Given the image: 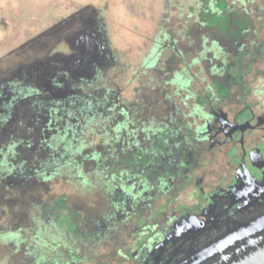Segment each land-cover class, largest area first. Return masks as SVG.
<instances>
[{"label":"flooded vegetation","instance_id":"af4514ba","mask_svg":"<svg viewBox=\"0 0 264 264\" xmlns=\"http://www.w3.org/2000/svg\"><path fill=\"white\" fill-rule=\"evenodd\" d=\"M211 1H192L190 25L155 38L128 83L97 12L43 29L0 15L10 259L78 264L82 241L130 227L131 246L113 256L176 264L264 215V19L256 0H217V13ZM59 181L91 195L92 218L52 194ZM38 194L47 202L35 209Z\"/></svg>","mask_w":264,"mask_h":264},{"label":"rangeland","instance_id":"374dc122","mask_svg":"<svg viewBox=\"0 0 264 264\" xmlns=\"http://www.w3.org/2000/svg\"><path fill=\"white\" fill-rule=\"evenodd\" d=\"M192 1L195 0H0V15L8 18L14 16L17 21L22 20V16H27L33 25L47 27L59 19L79 13L82 16H90L94 11L104 23V28L111 38L113 48L120 55V61L124 67L120 77L125 83L136 73L138 67L152 46L155 38L164 36V34L183 31L191 23V18H187L191 7L195 6ZM194 4V5H192ZM255 6L258 13L264 19V2L256 0ZM25 24V22H23ZM36 30V29H35ZM33 33V32H32ZM149 74V73H148ZM149 76V75H148ZM135 84L127 85L126 94H133ZM132 98V97H128ZM87 166H90L87 164ZM52 194H67L71 206L80 208L87 215L91 213V195L84 191L79 193L75 191L78 185L67 183L66 181L52 183ZM43 193V191H41ZM35 195L32 202L35 203V209L45 207L47 202L42 196ZM185 195H181L184 198ZM52 202V201H50ZM8 205L12 200L6 201ZM18 205L23 202H17ZM13 204V203H12ZM100 204V201H98ZM23 205V204H22ZM21 205V206H22ZM9 212V211H8ZM21 218L23 212H17ZM87 218H92V216ZM25 219V218H24ZM0 226H5L10 222V215H2ZM20 223V222H18ZM133 223V222H131ZM49 226V225H47ZM122 234L116 235L113 240L95 241L92 244L82 245V258L78 264H132V260L126 261L113 256L116 245L123 246L126 250L131 246V228H126ZM0 244V264H22L21 259H10V247ZM115 244V245H114ZM25 251V247H20L17 252L19 255ZM54 253H51L53 256ZM46 264H65V259H47Z\"/></svg>","mask_w":264,"mask_h":264},{"label":"water","instance_id":"95a60500","mask_svg":"<svg viewBox=\"0 0 264 264\" xmlns=\"http://www.w3.org/2000/svg\"><path fill=\"white\" fill-rule=\"evenodd\" d=\"M176 264H264V215L228 230Z\"/></svg>","mask_w":264,"mask_h":264},{"label":"trees","instance_id":"16d2710c","mask_svg":"<svg viewBox=\"0 0 264 264\" xmlns=\"http://www.w3.org/2000/svg\"><path fill=\"white\" fill-rule=\"evenodd\" d=\"M216 3L217 0H212L209 3V8H210L209 10H211L212 13H217L218 11L217 6H215ZM84 184H89V181H87L86 178L84 179ZM29 261L30 259H21L22 264H27ZM47 262H48L47 259H33L29 264H46Z\"/></svg>","mask_w":264,"mask_h":264}]
</instances>
